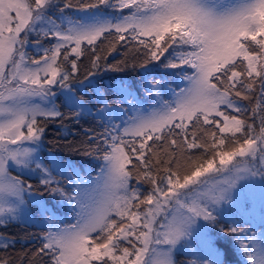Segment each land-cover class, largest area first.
Listing matches in <instances>:
<instances>
[{
  "label": "snow or ice",
  "instance_id": "obj_1",
  "mask_svg": "<svg viewBox=\"0 0 264 264\" xmlns=\"http://www.w3.org/2000/svg\"><path fill=\"white\" fill-rule=\"evenodd\" d=\"M69 7L0 0V226L46 222L34 255L43 253L48 264H174L177 246L190 249L189 264H264V231L240 227L255 219L257 206L264 223V163L256 166L264 161V0H87L75 18L64 15ZM53 9L61 15H50ZM38 32L56 43L29 60L28 37ZM102 37L146 50L142 81L103 83L89 72L87 83H69L85 51L98 68ZM151 61L158 62L153 70L181 69L185 86L147 79ZM54 86L77 118L111 123L127 115L96 146L103 153L96 176L84 178L71 161L41 155L37 118L62 115ZM233 96L255 102L249 111ZM222 106L249 112L250 122ZM133 169L138 182L151 185L147 192L130 186ZM25 174L38 178L39 195ZM56 176L67 177L71 193ZM61 209L72 213L71 223ZM10 243L0 237V247Z\"/></svg>",
  "mask_w": 264,
  "mask_h": 264
},
{
  "label": "rangeland",
  "instance_id": "obj_2",
  "mask_svg": "<svg viewBox=\"0 0 264 264\" xmlns=\"http://www.w3.org/2000/svg\"><path fill=\"white\" fill-rule=\"evenodd\" d=\"M81 2H87V0H74L73 4L69 3L71 5V7L65 9L64 15L68 18H75V17L81 15L82 13L78 9V4ZM53 10H55V12H51L50 15H53V16H60L61 15V13L59 12V9H53ZM23 35L24 34L21 33V36H23ZM125 41L128 42V41H130V39H126ZM55 43H56L55 39H49L48 37H45L42 32L33 33V34L29 35L28 43L26 45L27 58L29 60L39 59L40 55L43 54L42 49L43 48H49L52 45H54ZM124 43H126V42H124ZM110 45H111V42H110ZM82 47H84L85 49L90 48L86 44L83 45ZM171 51H172V49H169V52H171ZM122 52H124V53H122V55L120 57V62L118 64H113L112 67L110 68V70L111 71L112 70H121V71L131 70L132 78H135L137 76V74H138L137 71L142 70L141 77H139V79H137L138 80L137 82L142 81V78H143L142 74L144 73V68L141 67V64L146 59V55H145L146 50L137 44H131V45L124 46L122 48ZM126 56L128 59L131 58V61H128V59H127V63H126V61H125ZM165 56H168V53H165ZM161 59L163 60V58H161ZM62 61H63V56H61L59 58L58 62H62ZM89 63L90 62H86V61L83 62L81 65L82 70H87V66ZM133 64H135V68H133ZM154 65H158V62L151 61L147 64V68L150 70L148 72L147 79L151 80L153 78V76H155L156 78L162 77L164 81H167L169 88L176 89V90H179L180 88H183L185 86L186 81H184V79H183V73H182L181 69H179V68L178 69H165L162 67V65H159L158 67L155 68V70H153ZM186 70L189 73L191 72V69L186 68ZM107 72L108 71L106 69H101L99 72H94L95 76L89 77V79H93L94 81H102L103 83H105V82L108 83L107 78L98 80L99 77L105 76V74ZM80 82L87 83L85 78L79 80L78 82H72L69 80V83H71V84H79ZM53 91L56 92L57 97H59L58 99H54L53 102H54L56 108L59 111H61L62 110L63 97L60 96V92L62 90L58 86H54ZM88 91H89V89H87V92ZM142 95H143V93H142ZM169 95H170V93H169ZM110 103H112L113 107H121V105H119L118 103H115L112 101H110ZM251 103L254 104V102L240 103V104L242 106L246 107L247 109H249V111H250V109L252 107V105H250ZM123 107L126 108L127 105H123ZM222 109H223V106H222ZM223 110H225L229 113V109H223ZM94 111H95V109H94ZM229 114L240 115L241 118L250 122L249 112L235 113V112L231 111V113H229ZM41 117H43V116H40L37 118V124L40 122ZM124 119H127V115H121L119 119H114L111 121V123H109L107 120H105L107 124H104L105 125L104 128L111 131V125L112 124H120L121 120H124ZM217 119H222V118L217 117ZM98 120L100 122H102L100 119H98ZM41 128H43L45 130V127L41 126ZM256 131L258 132L259 128H257ZM238 135H241V134H238ZM126 139H127V137H126ZM189 139H191V136L189 137ZM149 143H151V141ZM42 147H44L43 141H42ZM202 151H203L202 149L192 150V152L197 154V155L200 154ZM50 154L51 153L46 154L43 151V149L41 151L42 157H47ZM188 154H190V153H185V155H188ZM51 155H53V154H51ZM133 160H134V164L138 163L135 160V158H133ZM262 163H264V161H258L256 163V166L259 167L260 164H262ZM102 164H103V160H100L98 163H96L94 165L93 164H76V163H73V165L75 167H77L78 169L83 168L84 171L82 172V176H84V178H87L88 175L96 176V174L99 171V167ZM132 168H133V166L131 165V167L129 169H132ZM16 172L17 173L12 172V174L18 175L20 172V169L17 168ZM133 172H135L134 169H133ZM55 178L57 180H60L62 185H64L66 187V190L69 193H71V189L67 188V185H68L67 177L56 176ZM21 179L25 180L24 176H21ZM135 181L137 184L136 186L139 187L140 189H141V187H146V181H144L143 179H141L138 182L137 179L135 178ZM25 182H26V180H25ZM136 186H134V187H136ZM33 191L36 192L37 195H39V192L42 191V186H39L38 189H33ZM141 191L147 192L148 190L141 189ZM46 197H47V195L45 194V199H50L49 197L48 198H46ZM144 207L145 206L142 205L141 210H143ZM61 212H62L61 218L63 220H65L66 223H71L73 220L72 213L70 211H66L65 209H61ZM25 223H27V228L25 230L24 229L22 230V228H20V227H15L14 225L12 227H10L9 225H5V226L10 228L8 231H6L4 229H0V237L7 239L9 242L14 241V243H10V246L7 248L1 247V249H0V260H7L8 264H48V257L46 255H44L43 253L36 255V257L33 259L28 258V254L34 255L38 252V249L41 248L42 243H43V234L47 231L46 222H39L37 218H33L32 221L25 222ZM32 223H34L35 225ZM9 224H11V223H9ZM219 227H220V225H217V228H219ZM240 227H243L246 229L251 228L252 231L257 233V234L264 231V223H262L260 220V211H259L258 206H257L255 219L251 220L250 223L240 222ZM39 233L42 236L41 239H40ZM18 234L21 235V243L20 244L24 243L23 250H22V248H19L20 245H18V237H17ZM216 238L217 237L214 235L213 239H216ZM224 239L232 240L233 237L229 236L227 238H223L221 240V243L224 242ZM133 242L136 243V241L134 239H133ZM124 246H129V245L125 244ZM160 247L161 248H167L168 246L167 245H160ZM20 251H21V253H20ZM24 253H25V255H24ZM172 258L174 260V264H176L175 261L176 262L178 261L177 262L178 264H189V262L191 260L190 249L177 246V248L172 253Z\"/></svg>",
  "mask_w": 264,
  "mask_h": 264
},
{
  "label": "trees",
  "instance_id": "obj_3",
  "mask_svg": "<svg viewBox=\"0 0 264 264\" xmlns=\"http://www.w3.org/2000/svg\"><path fill=\"white\" fill-rule=\"evenodd\" d=\"M66 2L73 4L74 0H57V3L60 4L61 6H63V4ZM52 12H55V10H52ZM112 41L113 40L111 38L105 39L104 37H102L100 40L96 42V45H95L96 52L101 57L98 68L92 67V63H91L92 58H93L92 52L85 51L84 55L81 56L77 60V71L70 77V81L78 82L79 80L84 79L89 72H99L101 69H106L108 72L105 74V76L99 77L98 80L107 78L109 82L113 78L123 77V78L134 79L138 81L137 79L141 77L142 70L137 71L138 72L137 76L135 78H132L131 70H127V71L112 70L111 71L110 68L108 67L109 65L112 66L113 64H118L120 62V57L122 53H124L122 52V48L124 46L131 45V44L139 45L138 42L136 41L134 42L132 40L128 42L127 41H119V42L113 41L112 42ZM110 42H111V45H110ZM113 44L115 46V51L111 50ZM139 46L142 47L141 45ZM71 59H75L74 54L70 56L69 60ZM127 59L128 58L126 56L125 57L126 63H127ZM85 61L90 62V63L87 66V70H82L81 65ZM128 61H131V58L128 59ZM63 67L65 70H70L71 65L70 63H66L63 65ZM258 92H259V86L257 84L256 93ZM91 93H92V89H89L88 91L89 96L91 95ZM233 99L238 100L239 103L255 102L253 100H240L239 98H236L234 96H233ZM92 103L95 104V100H93ZM250 105L253 106L252 103ZM231 111L232 110L229 109V113H231ZM60 112L62 113L61 116H58L55 118L41 117L40 122L38 123V126L45 127V130L42 136V141L44 142V147H42L43 151L46 154L51 153L57 158L68 160L76 164H93L94 165L98 163L100 160H102L100 157H102L103 153L102 151L97 152L96 146L100 145L101 148L103 147L102 137L105 133L104 124H107L106 121L100 122L98 120L99 118H94L93 116H85V117L77 118L75 115L72 114V112L69 109L64 107L63 104H62V110ZM256 125H257V128H259V120L256 121ZM206 127L211 128L212 126H206ZM90 147H91L92 154L85 155L84 154L85 150L89 149ZM133 164H134V160H133ZM128 167L130 168L131 165H129ZM14 173H17V172L15 171ZM23 176L27 183H31L33 185V189H38V187L41 186L37 178L35 177L30 178L27 175H23ZM135 178H136V175H135V172H133L132 179L130 180V186L133 188L137 187ZM150 188H151V185L148 182H146V187H141V189H144V190H149ZM7 225H9L10 227H12L13 225L15 227H20L22 228V230L23 229L25 230L27 228V223L25 222H12L11 224H7ZM0 229H4L8 231L10 228L3 225V226H0ZM39 236L41 239L42 236L40 233H39ZM17 237H18V245H20L19 248H22L23 250L24 243L20 244L21 235L18 234ZM35 257L36 255L28 254V258L30 259H33ZM177 262L175 261L176 264H178Z\"/></svg>",
  "mask_w": 264,
  "mask_h": 264
}]
</instances>
